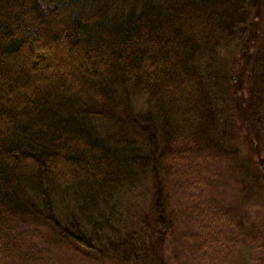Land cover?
Listing matches in <instances>:
<instances>
[{"label": "trees", "instance_id": "16d2710c", "mask_svg": "<svg viewBox=\"0 0 264 264\" xmlns=\"http://www.w3.org/2000/svg\"><path fill=\"white\" fill-rule=\"evenodd\" d=\"M262 9L264 0H0V214L30 219L91 262L175 264L160 163L187 140L241 160L242 202L264 217V179L250 173L264 153ZM217 64L220 79H207ZM235 137L254 156L242 159ZM261 223L252 242L240 235L264 260Z\"/></svg>", "mask_w": 264, "mask_h": 264}, {"label": "rangeland", "instance_id": "374dc122", "mask_svg": "<svg viewBox=\"0 0 264 264\" xmlns=\"http://www.w3.org/2000/svg\"><path fill=\"white\" fill-rule=\"evenodd\" d=\"M262 34L258 48L264 47V30ZM244 50L247 55L254 54L252 48L242 46L240 51ZM203 70L207 79L219 80L218 72L223 73L224 68L217 64L216 70ZM240 82V75H233L232 85ZM138 106L148 108L145 101H138ZM234 140L231 148H237L242 159L253 155L242 139ZM261 158L256 159L259 166L255 161L250 167V173L264 179V153ZM232 161L228 154L198 152L187 140H180L162 159L161 175L175 226V264H264L259 251L246 246L240 235L245 231L246 239L252 242L264 220L262 208L242 202L248 171L240 168L241 160ZM92 258V262L86 260L58 243L48 230L28 218L0 214V264H103L98 257Z\"/></svg>", "mask_w": 264, "mask_h": 264}]
</instances>
